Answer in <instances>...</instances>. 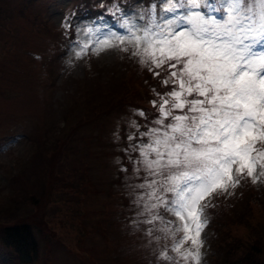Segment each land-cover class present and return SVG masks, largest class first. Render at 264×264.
I'll return each instance as SVG.
<instances>
[{
    "label": "snow or ice",
    "instance_id": "snow-or-ice-1",
    "mask_svg": "<svg viewBox=\"0 0 264 264\" xmlns=\"http://www.w3.org/2000/svg\"><path fill=\"white\" fill-rule=\"evenodd\" d=\"M120 21L123 32L84 28L74 55L119 48L154 77L164 73L170 90L153 89L152 126L139 131L133 120L139 138L127 136L144 173L134 203L148 235L170 241L158 259L201 264L209 198L264 179V0H151Z\"/></svg>",
    "mask_w": 264,
    "mask_h": 264
},
{
    "label": "rangeland",
    "instance_id": "rangeland-1",
    "mask_svg": "<svg viewBox=\"0 0 264 264\" xmlns=\"http://www.w3.org/2000/svg\"><path fill=\"white\" fill-rule=\"evenodd\" d=\"M18 4L16 1L11 4L0 2V146L4 148L0 151V197L6 195L7 200L13 188L19 190L21 179L34 184V172L43 164L35 157L43 149L40 142L50 157L54 153L50 144L58 145L69 134L68 148L90 164L99 180L100 190L84 201L85 215L81 220L87 226L88 234L72 232L76 223L64 217V208L57 207L56 211L58 203H52L49 214H43L45 220L64 219V226L52 224L51 230L67 242H61L63 246L67 244L84 258L82 263L74 253L53 243L52 250L56 255L53 264H169L158 257L165 246L170 248V241L157 240L156 237L162 235L159 231L149 236L151 225L143 223L144 216H137L140 209L134 203L137 191L134 186L141 182L144 173L134 171L137 153L132 152L129 144L137 141L127 139L137 130L132 124L124 127L122 117L125 114L113 109L117 100L113 93L123 94L124 79L144 78V67L135 65L121 73L120 60L122 63L127 61L120 58L121 53L131 54L119 48L99 54L89 50L82 58L74 55V42L78 33L83 35L84 28L92 26L100 27L102 31L123 32L121 15L132 16L146 11L150 3L145 4L143 0H35L26 11V17L16 14L14 8ZM41 23L47 24L46 28ZM106 109L108 115L100 118L98 113ZM138 111L140 109L130 107L126 121L138 123ZM101 134L103 138L100 140ZM92 150L99 156H92ZM129 165L128 177L124 169ZM40 167L39 173L47 175V168ZM254 185L264 199V179ZM229 193H215L209 198L205 211L208 223L202 234L205 243L201 249V264H216L218 260L217 248L210 246L213 232L209 218L237 194L232 188ZM252 200L245 212L252 211L253 216H259L262 205L255 194H252ZM29 207L28 202L20 207L11 206L17 213H24ZM161 213L169 218L163 210ZM98 221L99 230H93ZM224 228L226 233L238 236H247L249 231L243 225L230 223ZM35 234L39 239V234ZM42 242L39 240L40 250ZM169 255L175 256L170 251ZM0 264H14L10 253L1 248Z\"/></svg>",
    "mask_w": 264,
    "mask_h": 264
},
{
    "label": "trees",
    "instance_id": "trees-1",
    "mask_svg": "<svg viewBox=\"0 0 264 264\" xmlns=\"http://www.w3.org/2000/svg\"><path fill=\"white\" fill-rule=\"evenodd\" d=\"M13 1L19 3L14 8L19 17H26V11H29L35 2V0H0V2L9 4ZM143 2L147 4L151 0H143ZM41 25L46 28L47 24L41 23ZM123 57L127 61L122 63L120 60L121 73L129 67L141 65L137 58L129 56L127 53H121L120 58ZM143 67L144 78L138 80L124 79L122 81L125 86L123 94L120 96L117 92L113 93L117 98L114 101L113 109L125 114L122 117L124 127L132 124V121H126V114L130 113V107L144 112V116H138L139 131H144L145 127H148L158 115L156 108L152 105V100L158 99L153 89L160 93L170 90L161 83L164 73L161 74V77H154L147 67ZM108 113L109 110L106 109L99 112L98 116L102 118ZM136 135L138 138L139 132L136 131ZM70 137L68 134L58 142V145L50 144L51 147H54V153L50 157L47 156V149L43 142H40L43 149L39 150L35 157L42 160L41 163L43 162V164L40 166H43L44 169L47 168V175H41L38 169L42 168L38 166L34 172L36 181H33V185H30L27 179H21L19 190L13 188L11 195L7 197L8 201L6 195L0 197V248L10 253L14 264H53L56 257L52 250L53 243L63 246L61 242L66 241L61 239V235L56 236L51 230L52 224L64 226V219H44L43 214L45 212L49 214L52 203H58L56 211L57 207L64 208V217H69L76 223L74 224L75 230L72 232L76 235L77 231L81 235L88 234L87 226L81 220L85 215L83 205L88 197L99 192V180L93 174L90 164L74 155L68 148L71 142H69ZM102 138L103 134L100 135V140ZM94 150H92V156L96 158L99 155L94 153ZM122 156L126 158L127 155L122 152ZM130 169L129 165L125 171L126 175ZM126 175L122 176V179ZM234 190L237 194L233 196V199L231 196L227 200L228 203L222 206L220 210L214 211L212 218H209L213 232L210 246L216 247L219 253L216 256L218 258L216 264H264V199L260 197L251 181L249 183L241 181ZM252 194L256 195L259 205H262L263 211L259 216H253L252 211L245 212L246 208H250V203H253ZM124 201L127 204L125 199ZM24 202L30 204L24 213H17L16 208H11L15 205L20 207ZM63 202H66V205ZM211 211L209 209L210 213ZM227 223L245 226L249 229L247 236L226 233L224 225ZM92 229L99 230V221L97 226ZM35 232L39 234V239ZM67 235L71 236V234ZM86 237L81 241L84 242ZM218 237L220 238L217 239ZM39 240L43 241L41 250ZM63 247L65 251L74 253V250L69 248L67 244ZM171 254L175 253L171 252ZM74 256L83 263L84 258L79 252L75 251Z\"/></svg>",
    "mask_w": 264,
    "mask_h": 264
}]
</instances>
